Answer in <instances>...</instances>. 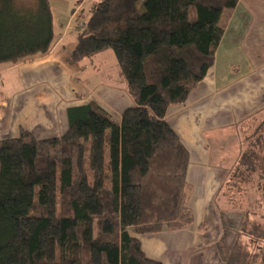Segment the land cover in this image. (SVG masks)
Wrapping results in <instances>:
<instances>
[{"label":"trees","instance_id":"obj_1","mask_svg":"<svg viewBox=\"0 0 264 264\" xmlns=\"http://www.w3.org/2000/svg\"><path fill=\"white\" fill-rule=\"evenodd\" d=\"M239 2L99 0L91 8L71 60L112 48L135 106L117 120L91 100L67 110L61 137L22 130L0 142V264H162L136 236L194 223L191 156L168 112L214 67ZM55 44L50 0L35 10L0 0V64L18 65ZM257 119L239 123L248 145L220 189L228 210L243 215L232 247L217 245L225 264H264V124L256 139L238 130ZM255 178L259 198L247 187Z\"/></svg>","mask_w":264,"mask_h":264},{"label":"rangeland","instance_id":"obj_2","mask_svg":"<svg viewBox=\"0 0 264 264\" xmlns=\"http://www.w3.org/2000/svg\"><path fill=\"white\" fill-rule=\"evenodd\" d=\"M32 1L33 0H16V3L21 9L35 10L38 4L35 7H33ZM70 1L74 2L76 0H70ZM93 1L94 0H85L83 4L80 6L79 11L76 14V18L82 17L83 21L88 22L91 16L90 6L93 5ZM96 1L97 3L99 2V0ZM246 1L250 7L249 9H246L244 11V15L242 16L241 21H240V16L242 11H240V16L238 13L236 23L238 24V26L242 28L241 22L245 21V25L243 26V29L244 32L246 33L245 35L246 39H248L249 37H253L252 39L254 41H257L258 32H259L258 27L259 25H261V23H263L264 26L263 6H260V4H255L254 1L252 0L249 1L246 0ZM234 12L235 11H231V15L227 19V24H226L227 35L222 41L223 43L221 49L222 51L219 48L218 52L216 53V57H215L216 63L214 67L211 68L203 83L199 85V87L202 88L197 87L196 91H194L196 93L198 92L199 93L198 95L195 93L193 95V98H195L196 96L200 98H195L197 100H195L194 105L190 107V109L205 110V112L207 113V115L203 117L206 120L204 123V129H205L204 141L200 143L197 142L196 138L191 139L190 137L192 136L193 130L190 127H184L185 133L187 135V140L192 146V151H194V149L197 147L207 146L214 150L217 146H219V144L221 146L220 150L218 151L217 149L214 150L215 151L214 156L212 155V158H208V162H207L208 164H205L206 168L212 170L214 169L218 176L217 184L219 186L216 190L217 193H215L214 195V203H215V207L217 208L216 210H218L219 213H221V211L228 212V208L231 205V203L230 205L228 204L229 196L228 197L226 196L228 199V201H226L225 197L220 195V189L222 183L225 181L226 177L229 175L230 171L234 168L237 161L239 160V156L241 153L240 148L242 145L240 136H238V132H237V127L239 126V123L245 122V120L250 119L253 116L258 117V119L254 124L247 126V129H244V127L238 129L240 131L239 133L242 136V138L246 139L245 136H247V140H250L252 138L256 139L259 135L257 134L255 129L260 127L261 124H264V66H263L264 65V34L259 35V38L262 42L257 46L256 49H250L248 52L244 51L242 47L244 33L243 31L236 30L237 25L234 24V20H235ZM54 30H55V36L56 38H58L56 41V45H58L59 47H64L70 41L77 39L76 40L77 44L72 51L73 53L78 46L79 31L73 30L72 27L66 28V24H63L62 26L56 25ZM249 45L253 47V44L252 45L249 44ZM255 51L260 54L259 59L257 58L255 59L252 57ZM52 53H54V49L51 50L49 53L36 54L37 58L35 55L33 57H29L30 59L26 58L24 60L33 61L34 58H36L34 60L35 62L38 59V57L47 58V56ZM41 55H45V56H41ZM117 61L118 60L116 53L112 48L104 52H101L93 59L86 58L80 62H75L71 60L70 57V64L73 65L80 64L81 66L80 69L76 73H74V79H72V87L76 88L74 90L75 98L74 97L72 98L70 93V96L69 95L65 96L64 104L67 105V101L71 98L73 100L77 99L78 102H81V101H88L91 97H93L92 101L95 102L98 101L101 107H103L104 109H108L109 111H112L111 113L114 115V118L116 119L119 118L120 120L122 114L127 109L133 108L135 106L134 95L128 89L124 76L123 74L121 75L122 71L119 69V66H117V69L120 70L121 73H119L117 69L114 68L113 70L106 72L104 78H101V75L108 68L112 67L114 64L118 65ZM255 63L258 65H255ZM0 68H2L1 70L8 68L7 70H5L4 73H2L3 82H1L0 80V86L3 89L1 88L0 89L3 90L7 95H10V97L17 95L19 93V88L22 87V82L20 79V71H19L20 69L17 67V65H13L11 63L0 64ZM70 70L71 72H73V69L70 68ZM118 75L119 76L121 75V77L118 78ZM37 77H42V76L40 74H37ZM101 79L103 81V86L102 88H99L102 83ZM74 83L77 86H81L82 83L88 88L91 89L99 88V89L97 92H94V94H91V92H89L88 90H85V92L82 93L80 91V88L76 87ZM104 88H108V89L103 91ZM54 92L57 96L59 95V93L56 92L55 90ZM201 92H203V94ZM209 98L210 100L207 102V99ZM53 102H54L53 115L54 118H56V120L59 123H55L54 122L55 119H53L47 124V121L49 120L48 119L49 116L46 114L41 115L42 121L38 122L37 125L34 124L35 125L34 130H37L36 133L37 136L35 135L34 131H32V135L36 137L38 140L40 137L39 136L40 132L43 135H48L47 133L48 129L52 130V133L49 136H45L46 138H40V140L54 139L56 137H61L64 134H66L68 131L69 124L66 121L67 120L66 109L63 107L62 111L56 112L57 102L54 99ZM186 104H188V102H186ZM58 106L60 107V105ZM125 107H129V108H127L124 111ZM9 108L15 109L14 106H11V103ZM2 114H6V113H2ZM51 116L52 115H50V117ZM1 121L2 118L0 116V122ZM15 121L19 122L18 120ZM213 122L214 124H212ZM2 127L4 129L6 128L5 125H2L0 126V130H3ZM45 127H47L48 129L46 130ZM3 134L4 133H0V137ZM176 134L178 135L177 132ZM260 134L264 135V130ZM55 135H59V136H55ZM17 138H11V139H17ZM5 140H9V139L7 138L4 140H0V142ZM245 144L247 147L248 142L245 141L242 147H245ZM207 153H208V157H210V155L212 154L209 151H206V154ZM211 164L213 167H210ZM247 187H251V190L253 188L256 189V191H253L251 193L256 198H259L257 192H259L258 188H260V184L257 178H255L254 182H251V185ZM222 216L223 213L219 215V218H221ZM242 218H243L242 214L233 213L230 215V217H228L225 220L226 225L222 223L220 241L221 240L225 241L228 249H230L234 243ZM244 240L247 241L248 238H245Z\"/></svg>","mask_w":264,"mask_h":264},{"label":"crops","instance_id":"obj_3","mask_svg":"<svg viewBox=\"0 0 264 264\" xmlns=\"http://www.w3.org/2000/svg\"><path fill=\"white\" fill-rule=\"evenodd\" d=\"M84 1L85 0H76L74 2H71L70 0H50L53 13V23L55 25L54 29L56 25L62 26L63 24H66V28L72 27L73 30L77 31V24L86 23L87 21H83L82 17L76 18V14L78 13L79 8ZM252 1H254L255 4H260V6H263L264 19V0ZM96 3L97 1L94 0L93 5L90 6V10ZM37 4L38 0L32 1L33 7H35ZM249 7L250 6L247 4L246 0H240L237 8L234 10V24L237 25L236 30L243 31L244 33L242 47L243 50L247 52L250 49L257 48V46L262 42L259 38V35L264 34V26L263 23H261V25L258 27V40L254 41L252 39L253 37L246 39V33L243 29L245 21L241 22L242 28L236 23L238 13L240 16V11H242L240 16L241 21L244 11L249 9ZM226 35L227 31L225 37ZM57 39L58 38H56V41ZM76 40L77 39L70 41L64 47H59L55 44L54 53L48 55L47 58L50 56L53 57L48 59L46 57H38V59L34 62V60L37 58L36 55V58H34L33 61H20L17 67L20 69L19 71L22 87L19 88V93L17 95L10 97V95H7L3 90H1L3 88L0 86V116L2 118L0 126L5 125L6 127L5 129L2 127L3 130H0V133H4L0 137V140L7 138H17L19 137L22 130H26L31 133L34 131L35 135L37 136V130H34V124L37 125L38 122H41V115L44 114L49 116L47 124L53 119H55V123H59L53 115V99L57 102L56 112L62 111L63 107L67 111L74 105H79L93 100V97H91L88 101L81 102H78L77 99H72L73 97L75 98L74 90L76 89L75 87H72V79H74V73H76L81 66L80 64H75L77 67L76 68L75 65L70 64L72 51L77 44ZM247 42L251 45L253 44V47H251ZM222 44L223 43L220 45V50L222 49ZM259 56L260 54L256 51L252 55V57L255 59H259ZM255 65L258 64L255 63ZM117 66L118 65L114 64L112 66L113 68H108L101 75V78H104L106 72L111 71L114 68L117 69ZM70 68L73 69V72H71ZM1 69L2 68H0V80L3 82L2 73H4L8 68L4 70ZM117 71L121 73L120 70L117 69ZM37 74H40L42 77H37ZM121 75H118V78L121 77ZM74 85L76 84L74 83ZM102 86L103 81L99 88H102ZM76 87L80 88L82 93L85 92V90H88L91 92V94H94V92H97L99 89L88 88L82 83L81 86L76 85ZM107 89L108 88H104L103 91ZM54 90L59 93L58 96L55 94ZM70 93L72 98L67 101L66 105L64 104L65 96H70ZM195 93L196 92H193L190 95L188 99L189 101L187 100L188 104L185 102V104L172 106L168 112L169 124L178 133L180 139L191 153L187 179L194 188L189 201V206L194 214V223L182 231H171L169 229H164L162 232L157 234L136 236L141 241L142 248L146 256L149 259L159 261L162 264H225L220 256L217 243L221 239L222 223L226 225L225 220L233 213L229 210V213L221 211L223 216L219 218L221 213L216 210L217 208L215 207L214 203V195L217 193L216 190L219 186L217 184L218 176L214 169L212 170L205 167V164H208V158H212V155L214 156V150H220L221 146L219 144V146H217L214 150L207 146H205L206 148L197 147L194 149V151H192V146L187 140V135L184 130V127H190L193 130L192 136L190 138H196L197 142L200 143L204 141V123L206 120L203 117L207 115V113L205 110L201 109H190V107L194 105L195 100H197L195 98H200L197 96L193 98ZM198 93L196 94L198 95ZM201 93L203 94V92ZM209 100L210 98L207 99V102ZM10 103L11 106L15 107V109L9 108ZM58 105H60V107ZM127 108L129 107H125L124 111ZM50 115L52 116L50 117ZM15 120H18L19 122H16ZM117 120H119V118ZM66 121L68 122V117ZM212 124H214V122ZM45 128L46 130L48 129L47 127ZM47 133L48 135H43L40 132L39 139L49 136L52 133V130L48 129ZM206 151L212 153L210 157H208V153L206 154ZM210 167H213L212 164ZM202 223L207 224L206 230L203 232L200 229Z\"/></svg>","mask_w":264,"mask_h":264},{"label":"clouds","instance_id":"obj_4","mask_svg":"<svg viewBox=\"0 0 264 264\" xmlns=\"http://www.w3.org/2000/svg\"><path fill=\"white\" fill-rule=\"evenodd\" d=\"M83 25V23H79V24H77V27H76V29H78L79 27L78 26H82Z\"/></svg>","mask_w":264,"mask_h":264}]
</instances>
